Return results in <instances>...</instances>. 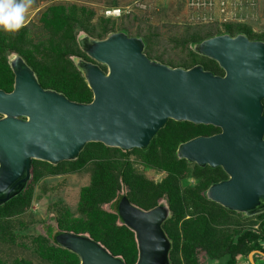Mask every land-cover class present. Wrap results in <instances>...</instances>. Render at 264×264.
Listing matches in <instances>:
<instances>
[{"label":"water","instance_id":"1","mask_svg":"<svg viewBox=\"0 0 264 264\" xmlns=\"http://www.w3.org/2000/svg\"><path fill=\"white\" fill-rule=\"evenodd\" d=\"M81 43L94 61L76 62L93 93L88 104L45 90L22 58L11 59L13 91L0 90V207L25 191L36 161H76L89 144L145 151L175 121L221 130L177 150L180 160L221 168L228 176L206 198L247 218L264 213V42L220 35L194 44L224 75L154 62L144 40L125 32ZM118 212L136 235L137 264H171L172 244L163 229L170 217L166 206L144 211L125 198ZM56 241L81 264H126L88 236L65 232Z\"/></svg>","mask_w":264,"mask_h":264},{"label":"trees","instance_id":"2","mask_svg":"<svg viewBox=\"0 0 264 264\" xmlns=\"http://www.w3.org/2000/svg\"><path fill=\"white\" fill-rule=\"evenodd\" d=\"M74 8L76 7L74 6L66 10L65 7H55L52 12L50 11L51 15L45 18L41 33L35 34L28 27H23L18 32L0 30V80L2 79L6 84L0 83V90L7 93L13 91L15 76L11 68V59L14 56H19L36 74L39 83L45 90L60 93L73 102L83 104L92 102L93 93L88 88L83 74L77 67L76 62L80 61L77 58L81 56L78 50H81L80 52L92 63L94 61L83 53L81 42L85 35L77 38V35L74 33V24L76 26L79 25L80 28H84L88 34L86 37L97 40H104L111 34L124 32L129 28L135 30L140 26L137 23L135 26V23L131 25L120 22V19L126 16L124 14L117 19L107 18L104 15L100 19L102 24L93 25L94 23L91 21L93 13H90L85 22H79L76 20V12L78 11ZM78 13L80 14V12ZM218 34L220 33L215 34L213 32L212 35L201 34L199 38L196 35L197 40H195L194 44H197V41L201 43ZM246 36L253 41L251 32H248ZM140 39L144 40L146 44V56L153 61L148 52L149 41L147 38L146 40L145 38ZM58 43L63 44L64 47L58 46L53 48ZM11 54L13 57L9 59L8 56H12ZM70 54L75 55V62H72L68 58ZM188 58L189 61L173 68H181L183 65L184 67L186 65V70L202 67L204 70L212 72L215 75H224V72L216 62L199 55L194 49H192ZM167 65L170 66V64ZM101 68L106 71L105 67ZM73 94L77 95L74 96ZM186 124L199 128L190 123H175L174 121H170L152 141L149 149L145 151L135 149L130 152H124L119 149L107 148L102 144H89L76 161L63 162L59 165L34 162L32 183L29 182L26 190L17 198L0 207V219L10 215L7 211L14 204L22 203L24 206L30 204L33 192L30 188L37 184L38 181L50 176H60L74 172L80 173L83 168L85 169V166L92 163L90 165L91 174H93L92 185L89 190H85L81 195L80 208H78L83 218L77 222L73 220V223H70L68 222V217L65 216V220L63 221L71 224L72 227L66 228L56 235L52 233L50 227L47 233L49 244L47 241H40L39 243L40 252L45 255L44 257H47V261L56 260L55 262H57L59 258V261L64 262V264H81L77 255L61 248L57 244L56 236L67 232L88 236L100 243L115 257L123 259L126 264H137L139 252L136 235L124 225L118 212L119 204L125 198L135 207H142L144 211L155 209L160 205L166 206L169 209L171 216L164 223L163 229L172 244L169 256L171 264H178L183 261L188 264H198L196 251L199 247L203 251H206L213 259H224V257H227L228 261L224 264H238L239 258H248L253 252H259L264 255V248L262 247L264 236H258L252 231H246L236 243L235 241H231L223 245L224 238L220 237L222 232L220 226L212 225L209 222L211 219L200 217L199 220L202 219L204 221H197L196 223L192 221L193 225H186L185 230L187 231L188 228L189 232L186 235H190V239L183 242L185 247V250L182 251L184 259H182V254L181 257L178 256L180 253L178 251L180 247L178 243L179 236L178 233H175L176 226L173 224L175 211L177 212L176 206L185 204V208L188 211L190 210V205L195 203L193 200H204L205 207L207 206L206 212L209 213L208 205H216V203L206 198V193L201 198L198 192H190L189 194L181 192L180 183L186 177L187 166L190 163L180 160L177 156V150L181 144L201 136L196 135L188 139L181 134L180 130H175L174 126L180 127ZM205 128L210 129L214 135L221 133L220 129L214 127L207 126ZM204 136L210 137L212 135L208 134ZM116 153L118 154L117 160L119 161L120 169L114 171L110 168V162L114 157L113 154ZM132 155L143 158V161L147 165H155L161 168V171L167 174L166 179L162 183L155 184L153 181H147L139 176L135 178L131 174L133 173L130 162ZM199 169L200 171H204L200 167ZM218 170L222 172L221 168H218ZM112 173L116 174V176L114 177ZM127 186L130 188V191L122 194L123 189L127 188ZM106 206L110 207L109 211L105 209ZM218 206L220 207V205ZM220 208L229 214L236 213L223 207ZM192 214L198 213L195 211ZM258 217L264 220V213L258 215ZM170 223L174 225L173 231V227H169ZM174 234L176 237H174ZM50 242L52 245H50ZM261 259L264 264L263 257ZM248 264L250 263L248 262Z\"/></svg>","mask_w":264,"mask_h":264},{"label":"rangeland","instance_id":"3","mask_svg":"<svg viewBox=\"0 0 264 264\" xmlns=\"http://www.w3.org/2000/svg\"><path fill=\"white\" fill-rule=\"evenodd\" d=\"M74 6L76 7L74 9L80 12V14L76 12V20L85 22L87 16L93 13L91 18L93 25L102 24L100 19L104 17L106 10L113 7L122 9L126 16L121 18L120 22L131 25L135 23V26L137 23L140 26L135 30L133 28L126 29L124 32L131 37L145 38V40L147 38L149 41L148 52L153 61L166 66L170 64L169 67L171 68L189 61L188 56L194 49L193 44L197 40L196 35L199 38L201 34L212 35L215 32V34L220 33L216 36L228 34L236 37L240 34L246 36L248 32H251L253 41H264V0H31L25 14L24 27H28L35 34L41 33L45 18L51 15L50 11L52 12L55 7H65L68 10ZM74 27L77 38L84 35L88 36L84 28L75 24ZM58 46L64 47L63 44L58 43L53 48ZM80 51L78 50L81 56L77 59L92 63ZM12 57L13 55L8 56L9 59ZM68 58L72 62L76 61L73 54H70ZM181 68L186 69V65L185 67L184 65L181 66ZM0 83L6 85L2 79ZM75 93L77 92L75 91ZM73 95L76 96L77 94ZM174 127L188 139L196 135H214L210 129L205 128L207 126H197L199 128H196L186 124ZM113 155L110 168L116 171V169H120L117 160L118 154ZM130 162L133 169L131 174L135 178L139 176L159 184L167 177L161 168L145 164L143 158L137 155H132ZM90 165L85 166V169L83 168L80 173L50 176L38 181L30 188L33 191L30 204L24 206L22 203H18L9 208L7 213L10 215L0 219V264H64V262L59 261V258L57 262H55L56 260L47 261V257H44L45 255L40 252L39 243L40 241H47L49 244L47 233L50 227L54 235L72 227L71 224L63 221L65 216L68 217L70 223H73V220L77 222L83 218L78 208H80L81 195L85 190H89L92 185L93 174H91ZM187 169V175L180 183L181 192L187 194L198 192L201 198L215 182L228 179L222 169L223 173L218 169L211 168L200 171L199 167L194 164H189ZM112 174L114 177L116 176V174ZM128 191L130 188L127 186L123 189L122 194H126ZM193 201L195 203L190 205L188 211L185 204L176 206L177 212L175 211L173 224L176 226L175 233H178L179 236V257L181 254L183 256L182 251L185 250L183 242L190 239V235H186L189 233L188 228L187 231L185 230L186 225L204 221L199 220L200 217L211 219L209 222L212 225L220 226L222 231L220 237L224 238L223 245L231 241L236 243L246 231L264 236V220L258 216L247 218L240 213L229 214L224 212L218 204L208 205V213L204 200ZM138 208L143 209L142 207ZM105 209L109 211L110 207L106 206ZM195 211L198 214H192ZM176 218L178 219L176 220ZM192 221L193 223H191ZM173 224H169V227H173L172 231L174 229ZM174 237H176L175 234ZM50 245H52L51 242ZM262 247L264 248V241H262ZM196 252L198 264H224L228 261L227 257L224 259L211 258L201 247ZM262 257V255H254L250 258H239L238 264H248V262L250 264H263ZM178 264L188 263L183 261Z\"/></svg>","mask_w":264,"mask_h":264},{"label":"clouds","instance_id":"4","mask_svg":"<svg viewBox=\"0 0 264 264\" xmlns=\"http://www.w3.org/2000/svg\"><path fill=\"white\" fill-rule=\"evenodd\" d=\"M30 3H31V0H0V30L6 31V32H18L21 28H23L25 26V14L28 10V7L30 6ZM104 15H105V12H104ZM105 17L107 16L105 15ZM107 18H110V17H107ZM114 19H117V18H114ZM83 38H89V37L84 36ZM133 38H136V37H133ZM160 206H163V205H160Z\"/></svg>","mask_w":264,"mask_h":264},{"label":"built area","instance_id":"5","mask_svg":"<svg viewBox=\"0 0 264 264\" xmlns=\"http://www.w3.org/2000/svg\"><path fill=\"white\" fill-rule=\"evenodd\" d=\"M122 14L123 12L120 9H108L105 11V15L110 18H119Z\"/></svg>","mask_w":264,"mask_h":264},{"label":"flooded vegetation","instance_id":"6","mask_svg":"<svg viewBox=\"0 0 264 264\" xmlns=\"http://www.w3.org/2000/svg\"><path fill=\"white\" fill-rule=\"evenodd\" d=\"M81 44H82V43H81ZM85 62H86V61H85ZM251 255H253V256H254V255L257 256V255H262V254H259V252H253ZM251 255H250V256H251ZM250 256H249V258H250ZM263 257H264V256H263Z\"/></svg>","mask_w":264,"mask_h":264}]
</instances>
